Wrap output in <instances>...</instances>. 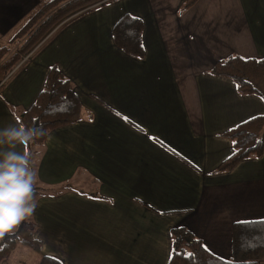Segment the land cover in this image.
<instances>
[{
  "label": "crops",
  "instance_id": "0c3cea01",
  "mask_svg": "<svg viewBox=\"0 0 264 264\" xmlns=\"http://www.w3.org/2000/svg\"><path fill=\"white\" fill-rule=\"evenodd\" d=\"M185 1L106 0L85 8L57 24L9 75L0 92V232L14 230L27 192L18 115L54 65L85 112L38 149V180L49 195L35 201L33 217L44 255L64 264H169L171 230L184 226L228 259L232 225L264 220V153L216 172L233 154L223 135L264 116V101L210 74L233 54L264 58V0H199L181 13ZM40 2L0 0V40ZM126 14L144 23L142 60L113 41Z\"/></svg>",
  "mask_w": 264,
  "mask_h": 264
},
{
  "label": "trees",
  "instance_id": "16d2710c",
  "mask_svg": "<svg viewBox=\"0 0 264 264\" xmlns=\"http://www.w3.org/2000/svg\"><path fill=\"white\" fill-rule=\"evenodd\" d=\"M102 1L106 0H41L23 24L12 33L8 44L0 46V92L9 75L57 24ZM198 1L186 0L180 12L193 7ZM143 33V21L137 16L126 14L114 26L112 38L115 45L126 54L142 60L145 57ZM210 74L232 80L239 94L255 95L264 101V58H244L233 54L217 61ZM84 112L73 83L54 65L49 69L36 101L18 115L26 148L24 183L27 192L18 206V228L0 232V264H8L5 260L19 242L40 255L38 264H64L57 258L44 255L42 242L35 237L38 224L33 217L34 203L38 198L49 195L38 180V149L52 131L83 120ZM223 136L233 143V154L219 165L217 173L231 172L241 162L263 155L264 116L245 121ZM68 185H64L65 190L73 189ZM93 196L102 199L96 194ZM171 239L169 264H260L264 260V220L232 225L230 260L211 252L184 226L174 227Z\"/></svg>",
  "mask_w": 264,
  "mask_h": 264
},
{
  "label": "rangeland",
  "instance_id": "374dc122",
  "mask_svg": "<svg viewBox=\"0 0 264 264\" xmlns=\"http://www.w3.org/2000/svg\"><path fill=\"white\" fill-rule=\"evenodd\" d=\"M8 44V39H1L0 46ZM19 223V222H18ZM18 223L15 222L12 229L18 228ZM13 231V230H12ZM40 255L32 248L24 246L22 243H18L16 248L11 252L9 257L5 260L8 264H38ZM231 256L227 259L230 260Z\"/></svg>",
  "mask_w": 264,
  "mask_h": 264
}]
</instances>
